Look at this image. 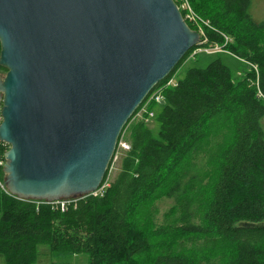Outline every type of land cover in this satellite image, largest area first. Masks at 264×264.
<instances>
[{
    "label": "trees",
    "instance_id": "trees-1",
    "mask_svg": "<svg viewBox=\"0 0 264 264\" xmlns=\"http://www.w3.org/2000/svg\"><path fill=\"white\" fill-rule=\"evenodd\" d=\"M190 3L208 23L207 45L228 37L225 50L247 70L236 76L219 58L188 69L151 108L157 134L145 122L129 127L131 150L103 197H78L62 211L0 188L6 264H37L40 246L58 261L84 254L87 264H264V100L250 83L255 65L264 94V22L253 19L252 0ZM205 155V169L188 174ZM165 197L175 203L157 224L152 207Z\"/></svg>",
    "mask_w": 264,
    "mask_h": 264
},
{
    "label": "water",
    "instance_id": "water-1",
    "mask_svg": "<svg viewBox=\"0 0 264 264\" xmlns=\"http://www.w3.org/2000/svg\"><path fill=\"white\" fill-rule=\"evenodd\" d=\"M200 42L175 0H0L8 192L97 191L138 108Z\"/></svg>",
    "mask_w": 264,
    "mask_h": 264
},
{
    "label": "built area",
    "instance_id": "built-area-1",
    "mask_svg": "<svg viewBox=\"0 0 264 264\" xmlns=\"http://www.w3.org/2000/svg\"><path fill=\"white\" fill-rule=\"evenodd\" d=\"M178 8L181 11L183 18L187 22V24L189 25L190 23L191 25L196 27L197 30L195 31L199 32L201 35V42L199 43V45L195 47V49L190 54L187 60L195 59L197 56L200 55V53L218 54L224 51L225 46H227L231 40L228 37L224 36L225 37L224 45H219V44L207 45L208 41L204 35L203 25H208V23L202 20V18L199 15H197L193 7L191 6L190 0H180ZM252 68L257 74V79L255 81H251L250 83L252 84V86L256 88L258 97L264 100V94L260 89L258 67L252 65ZM176 75L177 72L174 75L168 77L162 84H158L153 89V91L148 95V97L143 102V104L138 108L132 120L139 119L138 122H145V123H149L154 120L156 116V112L151 108L152 106L162 105L165 102V97H164L165 90L169 88H174L178 85L179 80L177 79ZM9 149L10 146L0 140V169H4V167L6 166V153L8 152ZM130 150H131V144L124 139V134L122 133L114 157L112 159L111 165L109 167L108 175L114 164H116L120 160L121 156L124 153L129 152ZM108 177L109 176H107L104 179L102 185L97 189V191L89 194L88 196L103 197L106 194V191L108 190L111 184V181ZM0 188L4 190L6 193L10 194L6 188L5 181L1 178H0ZM73 201L76 200L70 201L69 199H62L56 202H46V201H38V202L55 204L59 206L62 209V211H65L67 205Z\"/></svg>",
    "mask_w": 264,
    "mask_h": 264
},
{
    "label": "rangeland",
    "instance_id": "rangeland-1",
    "mask_svg": "<svg viewBox=\"0 0 264 264\" xmlns=\"http://www.w3.org/2000/svg\"><path fill=\"white\" fill-rule=\"evenodd\" d=\"M179 2H180V0H179ZM250 13H251L253 19L257 23L264 22V0H252V6L250 9ZM218 58L221 59V61L225 65H227L236 76H241L242 74H244L243 72H245L248 68L247 64L245 62L241 61L240 59L235 58L227 50L225 51V49H224V51H222L218 54L217 53L216 54H207V53L202 54V53H200V55L197 56L195 59L186 60L177 71V75H176L177 79L180 80L185 75V73L187 72L188 69H190L192 67L205 68L211 62H213L214 60H216ZM0 74L5 76L6 73L2 72ZM138 120L139 119L131 120L130 123L128 124V127L125 128L123 134H124V139L127 142H129V127L138 123ZM148 124L153 129V132L155 134H157L158 130H159V125L154 120L149 122ZM210 150L212 152L214 151V149L212 147H210ZM208 157H209V155H205L202 159H199L197 162H195L193 164V166L190 168V171L188 172V174L194 175V174H197L199 171H203L206 167L205 165H206V162L208 160ZM119 162H120V160L116 164H114V166L112 167V169L109 172L108 178L110 179V181H113L114 177L117 174L118 168L120 166ZM190 175H188L185 178V180H187ZM76 198H78V197H76ZM76 198H74V199L71 198L69 200L70 201L77 200ZM174 203H175L174 199L167 198V197L162 198V199H160L154 203V205L152 207V211L154 214L155 222L157 224H163L164 214L166 212H168V210L174 205ZM39 252L43 255L40 257L39 262L37 264H73L74 263L72 261L69 262L67 260L66 261L54 260L52 256L45 255L49 252L48 246H40ZM77 256L78 257L76 259H78L79 261L76 260V262L74 264H87L88 260H87L86 255L82 254V255H77ZM0 257L3 258L2 255H0Z\"/></svg>",
    "mask_w": 264,
    "mask_h": 264
},
{
    "label": "crops",
    "instance_id": "crops-1",
    "mask_svg": "<svg viewBox=\"0 0 264 264\" xmlns=\"http://www.w3.org/2000/svg\"><path fill=\"white\" fill-rule=\"evenodd\" d=\"M77 257H78V256H72V257L68 258L67 261H69V262L72 261V262L75 263L76 260H78V259H76ZM3 258H4V257H3ZM3 258L0 257V264H6L5 259H3ZM78 261H79V260H78ZM74 263H73V264H74Z\"/></svg>",
    "mask_w": 264,
    "mask_h": 264
}]
</instances>
